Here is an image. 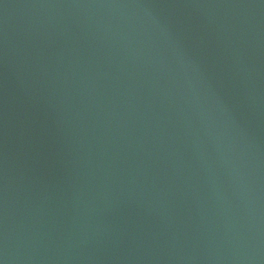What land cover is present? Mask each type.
Instances as JSON below:
<instances>
[{
	"label": "water",
	"instance_id": "water-1",
	"mask_svg": "<svg viewBox=\"0 0 264 264\" xmlns=\"http://www.w3.org/2000/svg\"><path fill=\"white\" fill-rule=\"evenodd\" d=\"M0 264H264V0H0Z\"/></svg>",
	"mask_w": 264,
	"mask_h": 264
}]
</instances>
